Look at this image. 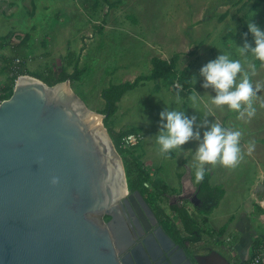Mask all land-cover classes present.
<instances>
[{
	"label": "rangeland",
	"instance_id": "374dc122",
	"mask_svg": "<svg viewBox=\"0 0 264 264\" xmlns=\"http://www.w3.org/2000/svg\"><path fill=\"white\" fill-rule=\"evenodd\" d=\"M109 2L115 4L109 6ZM109 2L0 0V93L14 79V73L8 70L10 67L15 71L25 69L30 75L40 74L54 83L63 67L73 73L74 63L78 61L79 68L85 67L86 71L80 78H69L71 87L89 109L105 114L101 92L111 82L132 81L140 74H149L154 56L169 59L180 53L176 68H190V93L177 80L173 84L162 78L147 80L127 91L118 102L116 113L107 121L104 119V123L108 130L134 128L143 133L141 146L132 151L141 156L143 168L169 187L168 195L157 197L151 203L156 209L157 206L163 209L161 216L169 218L181 230L182 224L170 207L178 196L170 191H179L182 179L187 186L193 181L190 174L195 176L199 141L192 139L181 149L171 150L170 155L162 153L156 142L160 111L167 105L195 112L198 123L210 119L226 127L239 128L243 133L240 138L243 157L237 166L206 164L216 174V181L224 186L226 196L208 215V222L199 213L198 220L207 233L210 231L203 236L206 246L203 250L219 248L234 253L236 249L232 246L241 232L244 236H239L238 241L244 247H250L253 240L259 241L255 254L252 251L255 257L264 247V87L253 97L256 114L250 119L240 118L238 110L212 102L211 95L215 92L203 87L199 69L220 51H227L233 58L241 59L245 68L255 63L257 72L252 79L264 85V65L253 54L239 50L252 15L251 19L264 27V6L256 5L255 0ZM247 39L253 40L251 33ZM195 90L199 91V98L193 102L191 95ZM147 115L150 123L146 122ZM250 144H254L251 151ZM126 153L124 161L129 164L131 153ZM146 184L151 188L150 181ZM184 204L191 207L189 202ZM235 219L233 228L230 224ZM226 224V231L237 233L236 236L220 237L212 233V227L218 230Z\"/></svg>",
	"mask_w": 264,
	"mask_h": 264
},
{
	"label": "water",
	"instance_id": "95a60500",
	"mask_svg": "<svg viewBox=\"0 0 264 264\" xmlns=\"http://www.w3.org/2000/svg\"><path fill=\"white\" fill-rule=\"evenodd\" d=\"M105 117L88 108L69 78L50 85L18 76L0 103V264H142L139 247L134 260L122 256L132 241L122 207L142 204L155 215L130 190ZM195 191L178 198L194 201ZM159 231L167 249L173 242Z\"/></svg>",
	"mask_w": 264,
	"mask_h": 264
},
{
	"label": "clouds",
	"instance_id": "9594fccd",
	"mask_svg": "<svg viewBox=\"0 0 264 264\" xmlns=\"http://www.w3.org/2000/svg\"><path fill=\"white\" fill-rule=\"evenodd\" d=\"M251 17L248 19V30L242 34L244 41L242 45L239 44V50L242 53L253 54L255 59L264 65V27ZM249 32L252 34V41L247 39ZM256 72L255 63L245 68L241 59L233 58L230 52L220 51L216 57L201 65L199 76L203 77V87L211 88L215 92V95H211L215 105H227L229 109L238 110V117L250 119L257 111L253 97L258 94L261 87H264L253 81L252 77ZM198 98L199 91L195 90L191 100L195 102ZM159 116L160 127L156 134V142L162 153L170 155L171 150L181 149L192 139L199 141L195 152V159L198 162L195 166L197 182L204 178L206 164L215 165L219 162L234 168L242 159L240 138L243 133L239 128L226 127L210 119L198 123L195 112L188 113L185 109L167 105L160 111ZM146 122H151L148 115ZM252 147L254 144H250L248 150L251 151ZM58 180L59 177H52L53 183Z\"/></svg>",
	"mask_w": 264,
	"mask_h": 264
},
{
	"label": "trees",
	"instance_id": "16d2710c",
	"mask_svg": "<svg viewBox=\"0 0 264 264\" xmlns=\"http://www.w3.org/2000/svg\"><path fill=\"white\" fill-rule=\"evenodd\" d=\"M107 1L109 2V0ZM114 4H115L114 2H109V6ZM255 4L264 6V0H255ZM245 30L246 31L248 30L247 27ZM179 58H180V53H175L169 59L154 56L152 58L153 68L151 70V73L140 74L132 81H124L118 83L111 82L109 86L104 88L101 92V96L105 100V108L103 111V113L106 114L105 120L107 121V119H109L112 115L116 113L118 109V102L122 99V97L127 91L137 87L138 85L143 84L147 80H151V79L156 80L162 78L168 81L170 84H173L177 80L185 88L188 87L189 89L188 93H190L192 87V77L190 73V68L185 67L182 70H177L176 66ZM13 69L14 68L12 67L8 69L9 72L14 73L15 76L14 79L9 80L8 83L5 84L4 87H2V92L0 93V103L2 100L7 99L12 95L18 76L20 74L28 73V71L25 69L18 71H15ZM85 71L86 68L85 67L79 68L78 61H75L74 72L69 73L67 72V69L63 67L58 78L54 83L50 82L48 79H46L40 74H33V75L43 79L45 82H47L50 85H54L58 82L66 80L67 78H71L72 80L80 78ZM135 130L136 129L134 128H124L117 132L112 128H110L109 132L113 138L117 150L120 152L123 159H126L125 156L127 155L126 152L131 153L129 156L131 160V161L129 160L130 161L129 164H127L128 162L126 163L127 160L124 161L130 190L131 191L139 190L142 193V195L151 202L153 199H156L157 197L166 195L168 193L167 191L169 187L168 184L163 182L160 177L155 176L154 178L151 175V173H149L145 168H143V166H141L139 160L141 156L135 154L132 151V148H138L139 146H141V143L138 144L137 146L125 148V149H123V147L121 146L122 137L130 132H136ZM206 168L207 171L205 172L204 178L201 181L197 182V189L194 195V201H192L195 205L196 208L195 210L197 214L190 212L186 204L181 203L182 200L180 201L179 199L178 202L171 203L170 207L177 214L182 224V230L179 229L176 226V224L173 221H171L169 218L162 216V218L165 221V225H167L170 229H172L176 233V235L179 236V238H182V240H190L194 243L199 242L203 237V233L205 232V229L199 223L198 213L204 216L203 219L205 220V223L208 222V215H210L213 212V210L220 204L222 198L226 193L225 188L222 184L212 185L211 178L214 172L212 170H209L208 167ZM147 181H150L151 183L150 185H152L151 188L147 186L146 184ZM170 192L177 193L178 191L172 189ZM157 210L159 211L160 214L164 215L163 209L159 208V206H157ZM258 242H256L255 240L253 243L255 252ZM254 254H252L250 259L254 257Z\"/></svg>",
	"mask_w": 264,
	"mask_h": 264
},
{
	"label": "flooded vegetation",
	"instance_id": "af4514ba",
	"mask_svg": "<svg viewBox=\"0 0 264 264\" xmlns=\"http://www.w3.org/2000/svg\"><path fill=\"white\" fill-rule=\"evenodd\" d=\"M183 188H181V192H177V196L182 194L184 189L186 194H190L194 189L193 186L190 185L185 186L184 189ZM195 192L192 193L193 197L195 195ZM145 200L151 207L155 215L154 217L147 213L142 204H140V210L134 206H132L131 208H129L127 205L125 207H122V212L125 216L126 222L132 235L131 244L122 253V256L125 254H130L134 260V254L132 250L133 248L139 247L138 252L141 255L140 258L142 260V264H174L171 259L172 256L178 264H214L210 261L208 262V260L205 258L206 254L210 253L212 250L204 251L206 253L202 254V249L198 248L197 246L198 242L194 243L190 240H182V238H179V236L176 235V233L172 229L165 225L164 219L162 218L159 211L152 205L150 200L146 198ZM178 201L179 198H177L176 201H173V203ZM190 201L191 200H186V202ZM186 202L185 200L181 201V203ZM108 219H110V217L106 216V220ZM159 229L164 230V233L173 242V244L169 245L168 242L164 239L165 245L168 244L167 249L159 239L158 234L161 233ZM146 239H148L149 245L152 247V253L155 256L154 258L152 257V255H150L147 249L145 243ZM129 240L131 239L129 238ZM246 263L253 264L251 260L247 261ZM232 264L239 263L234 260Z\"/></svg>",
	"mask_w": 264,
	"mask_h": 264
},
{
	"label": "crops",
	"instance_id": "0c3cea01",
	"mask_svg": "<svg viewBox=\"0 0 264 264\" xmlns=\"http://www.w3.org/2000/svg\"><path fill=\"white\" fill-rule=\"evenodd\" d=\"M206 167H208V169L209 170H211L210 168H209V166L207 165ZM190 171H191V169H189V171L187 172V173H190ZM180 176H182V174L180 175ZM215 176H216V174L214 173L213 174V176H212V178H211V183H212V185H218V184H221V182H217L216 181V178H215ZM195 177V176H194ZM194 177H193V175L192 174H190V179L191 180H193L189 185L190 186H193V188H195V189H197V181H196V179H194ZM180 184H181V187L180 188H183V186H184V188H185V186H187V185H185L184 184V181H183V179L182 180H180ZM183 188V189H184ZM181 190L182 189H180L178 192H181ZM179 196V195H178ZM226 196V193H225V195H224V197ZM224 197L222 198V200L224 199ZM221 200V201H222ZM184 201V200H183ZM186 202V201H185ZM220 204H221V202H220ZM219 204V205H220ZM218 205V206H219ZM217 206V207H218ZM216 207V208H217ZM215 210V209H214ZM214 210H213V212H214ZM212 212V213H213ZM211 213V214H212ZM210 214V215H211ZM235 222H237L236 221V219H235V221L232 223V224H230V225H232L233 226V228L235 227ZM226 227H227V224L226 225H224L223 227H220L218 230H217V228H213L212 227V233H214V234H218L220 237H223V236H225V235H228L229 236V234H230V232H228V231H226ZM228 230V229H227ZM209 232L210 231H208V233H207V230L205 229V232L203 233V236L204 235H206V234H209ZM217 232V233H216ZM236 234L237 233H235L234 235L233 234H230L232 237H234V236H236ZM239 234V236H241V237H243L244 236V234L243 235H241V232L240 233H238ZM239 236L238 237H236L235 239H236V243H235V246H232V248L234 247L235 249H236V251L234 250V253L233 252H228V251H226V250H222V249H219V248H212V251L210 252V253H208V254H206V259L208 260V262L210 261L211 263H214V264H232V262H234V260H236L239 264H247L246 262L247 261H249V260H253L254 259V257L252 258V259H250V257L252 256V251H254V247H253V243H254V240L252 241V244H251V246L250 247H244L243 245L244 244H241L242 242H240V241H238V238H239ZM242 239V238H241ZM204 237H203V240L200 242H198L197 243V246H198V248H200V249H202V254H204V253H206V252H204V251H209V250H207V249H204L203 250V248H206V246L204 245ZM201 243H203V245H201ZM239 247L241 248V249H239ZM250 251H251V253H250ZM233 253V254H232ZM204 258V259H205ZM205 259V260H206ZM206 260V261H207ZM253 262V261H252Z\"/></svg>",
	"mask_w": 264,
	"mask_h": 264
},
{
	"label": "built area",
	"instance_id": "2783aa9c",
	"mask_svg": "<svg viewBox=\"0 0 264 264\" xmlns=\"http://www.w3.org/2000/svg\"><path fill=\"white\" fill-rule=\"evenodd\" d=\"M20 61V59H17ZM143 133L138 132H130L122 137L121 146L125 148H130L137 146L138 144L142 143L143 141ZM191 204V207H187L188 210L192 213H195L196 210L194 209V203L192 201L189 202ZM187 206V205H186ZM194 210V212H193ZM264 247H261L259 252L256 254V256L253 259V264H264Z\"/></svg>",
	"mask_w": 264,
	"mask_h": 264
}]
</instances>
